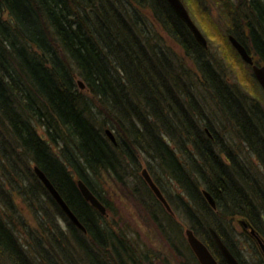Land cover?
<instances>
[{
	"label": "trees",
	"instance_id": "obj_1",
	"mask_svg": "<svg viewBox=\"0 0 264 264\" xmlns=\"http://www.w3.org/2000/svg\"><path fill=\"white\" fill-rule=\"evenodd\" d=\"M181 1L206 35H222L240 67H248L252 88L230 83L222 60L166 0H0V264H171L115 220L106 182L129 185L177 254L175 264H199L178 214L219 264L227 263L211 229L245 264L233 222L241 218L262 237L264 97L255 99L262 88L228 36L264 66V0ZM142 164L175 216L142 178ZM35 167L85 231L60 209ZM78 180L105 214L83 197ZM168 182L178 193L167 192ZM256 264H264L261 254Z\"/></svg>",
	"mask_w": 264,
	"mask_h": 264
},
{
	"label": "rangeland",
	"instance_id": "obj_2",
	"mask_svg": "<svg viewBox=\"0 0 264 264\" xmlns=\"http://www.w3.org/2000/svg\"><path fill=\"white\" fill-rule=\"evenodd\" d=\"M184 4V3H183ZM185 8L188 11L189 16L195 23V25L198 27V29L201 31L203 36L205 37L207 41V47L209 50V53L212 55H216L219 57L222 62H223V68H224V74L226 77L229 79L230 83L232 84H238V81L241 82L242 85H244L246 90H249L252 88L251 83H249L248 78L246 77V73L249 74V69L246 66H241L240 67V60L231 52V49L229 50L228 44L223 43V37L220 34H208L206 35L204 33V27L203 25H200L197 19H193V8H189V4L185 2ZM208 7V4H207ZM213 15V21L215 22L216 25L219 24L217 20L214 17V13L212 12ZM195 17V15H194ZM151 21V20H150ZM154 25V24H153ZM220 27V24H219ZM221 28V27H220ZM156 29V28H154ZM157 33L160 34L161 38L164 39V42L167 43V46L173 49L175 53L178 55H183L180 47L174 45L167 37L164 32H162L160 29H156ZM234 58L236 61H234ZM232 61L234 62V69L238 71L239 73H236L232 70ZM238 65V67L236 66ZM239 75V77H238ZM244 79V82L241 79ZM239 85V84H238ZM255 85V84H254ZM240 86V85H239ZM238 87V86H237ZM257 87V86H256ZM200 88V87H199ZM198 92H203L202 89H198ZM254 95L256 96L255 99H261L264 97V93L262 90H260L257 87V90L254 92ZM262 110L264 111V107H262ZM214 114V113H213ZM215 115V114H214ZM221 123L218 122L217 120H214V128L218 132L221 131ZM233 137L234 133H230ZM230 137V135L228 134ZM234 139V138H233ZM232 144L234 143V147L236 140L235 141H230ZM238 142V141H237ZM239 149H242L244 152L245 158L248 159V162H251V164L256 168L257 167V162L255 161V158L251 157L248 153H246L245 146L239 145L237 147ZM144 168V165H141V169ZM166 180V179H165ZM105 191L107 192V197L106 200L109 201L113 208H114V213H116L114 219L122 222V224H126L128 228H130L131 232H134L137 234V238L141 245L146 246L147 248H150L155 254L161 253L162 255L168 257L169 262L171 264L176 263V259H178L177 254H173L174 252L168 248V245L166 242L163 241L162 237L160 236L159 232L156 230V227L150 217L149 212L147 209H145L141 202L136 199L134 194L132 193V190L129 188V185L127 184H121V183H116V184H106L104 185ZM167 192L169 194H175L178 193V188H176V185L174 182H168L166 185ZM28 213V210L25 209L24 215ZM173 216H175L174 213H172ZM181 215H176L175 222L182 228V235L184 236V239L186 241V234L185 230L188 229V224L187 222L183 221L180 218ZM26 218L30 221V216L26 214ZM240 221H242L241 218H236L233 222V227L235 228V232L237 235V241H238V253L242 257L243 261L245 264H256L258 263V256H260L261 252L256 244L255 240L249 239V233L248 229L244 230ZM244 221V220H243ZM245 222V221H244ZM262 237L264 238V214H263V223H262ZM187 243V241H186ZM188 244V243H187ZM179 262V259H178ZM157 264V263H155ZM162 264V262H161ZM193 264V262H192Z\"/></svg>",
	"mask_w": 264,
	"mask_h": 264
},
{
	"label": "water",
	"instance_id": "obj_3",
	"mask_svg": "<svg viewBox=\"0 0 264 264\" xmlns=\"http://www.w3.org/2000/svg\"><path fill=\"white\" fill-rule=\"evenodd\" d=\"M169 6L173 9V11L176 13V15L187 25L189 30L191 31L192 35L194 36L195 40L203 47L207 48V41L201 31L198 29V27L195 25L193 20L188 14V11L186 10L184 4L181 0H166ZM228 40L230 44L233 46V48L237 51V53L240 55L241 59L247 63L248 65H251L252 72L259 83L260 87L262 88L264 92V66H259L254 64V61L252 59V56L247 52L245 47L240 44L233 36L229 35ZM80 89L84 88L83 83L81 80H78L77 82ZM105 134L108 136V138L115 144V137L113 133L106 129ZM34 172L39 178V180L42 182V184L45 186V188L48 190L50 195L53 197L55 202L58 204V206L61 208V210L66 214V216L70 219V221L75 224L78 228L85 231L84 227L81 225V223L78 221L77 217L74 215V213L71 211V209L68 207L64 199L61 197L59 192L55 189V187L52 185V183L48 180V178L44 175V173L37 167L34 168ZM141 176L146 182V184L149 186L155 197L165 206L166 210L170 213H172L171 208L164 198L163 194L159 190V188L156 186V184L153 182L151 176L149 175L146 168H143L141 170ZM78 187L80 189L81 194L83 197L89 201L95 208H97L102 214H105L106 210L105 207L98 201V199L93 196V194L88 190V188L81 182V180H78L77 182ZM203 195L205 196L207 202L209 205L214 209L215 201L213 197L205 190L202 191ZM242 227L244 230L248 229V233L251 237L254 238L255 242L257 243L260 252L262 254V257L264 258V240L260 237V235L247 223L244 221H240ZM211 235L213 237V240L218 247L219 251L221 252L223 258L225 259L227 264H240L237 259L233 256V254L229 251V249L225 246V244L221 241L220 237L217 235V233L214 230H210ZM187 243L195 255L197 261L199 264H219L217 260L214 258V256L211 254L207 246L193 233L191 229L185 230Z\"/></svg>",
	"mask_w": 264,
	"mask_h": 264
},
{
	"label": "flooded vegetation",
	"instance_id": "obj_4",
	"mask_svg": "<svg viewBox=\"0 0 264 264\" xmlns=\"http://www.w3.org/2000/svg\"><path fill=\"white\" fill-rule=\"evenodd\" d=\"M261 237V236H260ZM262 238V237H261ZM263 239V238H262ZM264 240V239H263ZM262 255V254H261ZM263 258V257H262ZM263 260H264V258H263Z\"/></svg>",
	"mask_w": 264,
	"mask_h": 264
},
{
	"label": "bare ground",
	"instance_id": "obj_5",
	"mask_svg": "<svg viewBox=\"0 0 264 264\" xmlns=\"http://www.w3.org/2000/svg\"><path fill=\"white\" fill-rule=\"evenodd\" d=\"M58 205V204H57ZM61 209V208H60ZM65 214V213H64ZM66 215V214H65ZM69 219V218H68ZM70 220V219H69Z\"/></svg>",
	"mask_w": 264,
	"mask_h": 264
}]
</instances>
